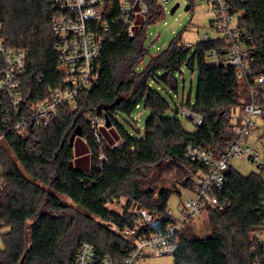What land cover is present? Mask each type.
Segmentation results:
<instances>
[{
    "label": "trees",
    "instance_id": "obj_1",
    "mask_svg": "<svg viewBox=\"0 0 264 264\" xmlns=\"http://www.w3.org/2000/svg\"><path fill=\"white\" fill-rule=\"evenodd\" d=\"M147 2L149 12L134 36L122 24L112 25L96 75L80 90L76 108L58 109L48 125L7 133L0 150V228L8 230L1 234L0 264H74L83 241L92 243L100 255L122 260L130 250V239L119 231L137 224L140 231L162 229L169 197L182 189L190 191L195 175L203 170L202 164L187 156V143L205 145L217 156L225 151L232 137L228 131L232 109L242 108L249 97L247 78L240 77L234 65L207 63L208 51L222 49L223 39H201L187 47L180 35L137 70L147 53L144 29L164 14L156 0ZM229 4L237 25L251 35L253 77L264 71V0H230ZM106 6L105 17L119 16L118 0H106ZM51 16L49 0H0V38L6 47L28 52L20 74L25 106L62 82ZM4 66L0 53V69ZM184 66L197 69L195 100L172 105L151 81H163L177 91L175 73ZM5 99L0 94V122ZM141 105L150 110L141 131H125L119 121L130 118ZM181 105L203 115L192 131L180 122ZM95 114L108 119L110 125L101 129L105 135L113 130L115 138L101 135L97 140L90 126ZM261 119L264 134V111ZM77 126L79 142H84L89 156L80 167L73 161L74 148L83 152L84 147L77 146L76 137L70 143ZM170 167L177 172L168 174ZM263 192L258 172L241 174L230 164L223 188L212 192L227 203L223 209L211 205L203 209L210 233L194 234L192 221L183 227L173 264H264V245L253 239L264 220ZM121 199L120 210L108 206ZM140 208L147 210L150 220L138 221Z\"/></svg>",
    "mask_w": 264,
    "mask_h": 264
},
{
    "label": "built area",
    "instance_id": "obj_2",
    "mask_svg": "<svg viewBox=\"0 0 264 264\" xmlns=\"http://www.w3.org/2000/svg\"><path fill=\"white\" fill-rule=\"evenodd\" d=\"M162 9L172 0H156ZM52 9L51 30L55 36L54 49L58 63L63 67L61 85L50 88L47 95L22 105L23 94L20 74L24 72L28 52L23 48L6 47L0 38V53L5 66L0 69V94L6 96L0 122V150L6 144V135L13 130H27L48 125L58 109H74L77 97L95 77L97 60L102 44L111 31L112 25L122 24L125 32L134 36L140 22L139 16L146 17L149 12L147 0H118L119 16L105 17L106 0H49ZM230 0H212L216 12L213 24L224 35L222 49L208 51L206 61L210 65L229 64L237 67L238 75L247 78L249 97L242 106L237 121L229 127L232 134L227 147L220 155H215L209 147L188 142L186 154L192 161L203 165V170L195 175L190 190L192 197L179 204L178 214L167 208L162 217L167 221L157 231H140L141 224L125 227L119 231L124 238L130 239V250L122 260H114L108 255H100L96 247L87 241L81 242L74 264H143L149 256L174 255L177 250L179 231L203 212L206 205L223 209L227 203L220 200L213 190L223 188L227 181V171L233 157H242L256 164L264 188V134L252 139L258 130L257 119L264 111V71L251 76L254 57L248 41L251 35L237 25V17L230 10ZM207 39L206 35L203 40ZM192 47V42L185 43ZM183 72V68L180 69ZM42 77L38 76L41 81ZM177 113L192 119L195 126L203 121V115L185 105L179 106ZM90 126L98 141L102 139L101 127L106 126L102 115L90 117ZM115 141L113 145H117ZM102 154L100 158H103ZM3 185V170L0 165V188ZM264 210V192L260 199ZM117 230L115 224H110ZM264 233V220L260 228L253 232L254 241L264 245L260 234ZM257 264V261L255 262Z\"/></svg>",
    "mask_w": 264,
    "mask_h": 264
},
{
    "label": "rangeland",
    "instance_id": "obj_3",
    "mask_svg": "<svg viewBox=\"0 0 264 264\" xmlns=\"http://www.w3.org/2000/svg\"><path fill=\"white\" fill-rule=\"evenodd\" d=\"M175 3H179V5L173 13H170V9ZM187 4H191V8L186 10L185 6ZM215 18L216 12L213 7L212 0H172L167 5V9L165 10L162 17L157 19L155 22L149 23L144 29L143 46L147 50V53L137 66V70L143 69L149 62L152 55L165 49L170 44V42L179 35L181 36V41L185 43H195L203 39L205 35L209 39L222 37L224 35L223 31L216 28V26L212 23ZM142 20H144L143 16H139L137 18V21L140 23ZM175 76L179 84L177 91L170 88L169 85L163 81L157 82L152 80L151 83L154 88H157L172 105H174V103L179 104L180 100H186L187 98H190L191 102H194L198 77L197 69L191 70L184 66L183 72L177 71ZM241 112L242 108L238 106L232 109L231 121L236 122L237 117ZM149 114L150 110L141 105L134 111L130 118L123 117L124 119L120 120L119 122L125 131L136 134L137 130L141 131ZM178 117L184 129L192 131L196 128L192 119L180 114H178ZM261 125L262 119L260 117L257 119L258 130H255L251 137L253 140L262 134ZM101 135L110 136L109 133L105 135L103 129H101ZM76 139H78L77 143H79L77 146L82 145V147H84L83 152H78L74 148L73 161L75 165L80 167L85 163V161H87V159L89 161V156L87 157L85 154L87 147L85 144H83L84 142H79L81 141L80 135H77ZM102 154L103 152L100 150V156ZM230 164L241 174L257 172L258 170L256 164L242 157L231 158ZM176 172V168L170 167L168 174L171 175ZM192 196L193 195L191 191L187 189H182L179 194L173 193L167 201V208H170L173 213L178 214L177 211L179 204ZM123 203L124 199H121L120 201L109 203L108 206L110 208H116L117 210H120ZM138 211L140 213L138 221L144 222L150 220V216L146 209L140 208ZM191 229L194 234L201 237L210 233L211 226L208 222L205 211L198 214L192 220ZM6 230H8V227L0 228V246H2L1 234ZM259 237L260 240L264 242V233L260 234ZM143 264H173V255L149 256L143 260Z\"/></svg>",
    "mask_w": 264,
    "mask_h": 264
},
{
    "label": "water",
    "instance_id": "obj_4",
    "mask_svg": "<svg viewBox=\"0 0 264 264\" xmlns=\"http://www.w3.org/2000/svg\"><path fill=\"white\" fill-rule=\"evenodd\" d=\"M178 5H179V3H175V4L171 7V9H170V13H173V12L175 11V9L178 7ZM185 9H186V10L189 9V4H187V5L185 6ZM109 125H110V123H109L108 119H106V126H109ZM77 135H81V128H80L79 126H77V127L75 128V130L73 131V133L71 134V136H70V143L73 142V140L75 139V137H76ZM19 264H20V263H19Z\"/></svg>",
    "mask_w": 264,
    "mask_h": 264
},
{
    "label": "crops",
    "instance_id": "obj_5",
    "mask_svg": "<svg viewBox=\"0 0 264 264\" xmlns=\"http://www.w3.org/2000/svg\"><path fill=\"white\" fill-rule=\"evenodd\" d=\"M108 133L110 134V136H108L109 139L115 138L114 131H109ZM85 163H87V161H85ZM85 163H84V165H85Z\"/></svg>",
    "mask_w": 264,
    "mask_h": 264
},
{
    "label": "bare ground",
    "instance_id": "obj_6",
    "mask_svg": "<svg viewBox=\"0 0 264 264\" xmlns=\"http://www.w3.org/2000/svg\"><path fill=\"white\" fill-rule=\"evenodd\" d=\"M157 5V4H156ZM158 6V5H157ZM160 6V5H159ZM161 7V6H160ZM164 11V10H163Z\"/></svg>",
    "mask_w": 264,
    "mask_h": 264
}]
</instances>
